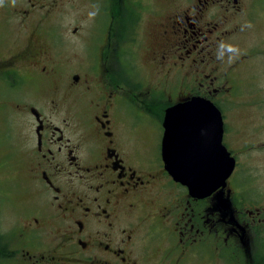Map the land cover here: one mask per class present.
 Returning <instances> with one entry per match:
<instances>
[{"label": "flooded vegetation", "instance_id": "1", "mask_svg": "<svg viewBox=\"0 0 264 264\" xmlns=\"http://www.w3.org/2000/svg\"><path fill=\"white\" fill-rule=\"evenodd\" d=\"M115 2L0 0L2 167L18 157L34 201L4 227L0 188V264H264V190L240 156L264 128L241 143L223 107L264 91L253 56L225 62L242 0ZM194 97L221 111L236 159L203 197L163 158L166 111Z\"/></svg>", "mask_w": 264, "mask_h": 264}, {"label": "rangeland", "instance_id": "2", "mask_svg": "<svg viewBox=\"0 0 264 264\" xmlns=\"http://www.w3.org/2000/svg\"><path fill=\"white\" fill-rule=\"evenodd\" d=\"M245 13L241 24V33L231 38L229 45L233 47L232 55L225 58V62L235 56L241 54H250L253 60L256 61L255 68L259 70L260 77L254 73L252 81L259 82V85L264 87V0H242ZM112 3H116L112 0ZM175 3L178 5L180 3ZM155 4H166V0H155ZM170 5H174L170 2ZM255 69V70H256ZM245 71V70H244ZM243 71V72H244ZM158 100H166V96L159 95ZM164 103L159 106L164 107ZM228 112V122L230 127H234L236 135H243L241 143L250 139L252 127L259 130L255 134H261L264 128V91H237L227 105H223ZM159 111V109H157ZM156 116V114H155ZM1 123V119H0ZM19 132L16 131L13 142H16ZM258 140V138H257ZM260 148V147H258ZM241 160L247 164L248 173L256 183H261L260 186L264 190V148L263 150L250 149L246 154L240 155ZM16 163L12 167L3 168L2 165L6 160L4 153H0V188H3L8 181L12 186V192L6 199V205L3 208V226L14 227L16 222L20 220L34 204L33 199L24 190L25 188V170L18 164V157L14 156ZM1 204H4L0 201Z\"/></svg>", "mask_w": 264, "mask_h": 264}, {"label": "water", "instance_id": "3", "mask_svg": "<svg viewBox=\"0 0 264 264\" xmlns=\"http://www.w3.org/2000/svg\"><path fill=\"white\" fill-rule=\"evenodd\" d=\"M164 126L163 157L167 171L177 182L187 186L194 197L225 186L236 159L222 144L223 116L212 102L194 97L175 105L166 111ZM210 126L214 127L212 135L206 131ZM214 159L212 168L208 164Z\"/></svg>", "mask_w": 264, "mask_h": 264}, {"label": "trees", "instance_id": "4", "mask_svg": "<svg viewBox=\"0 0 264 264\" xmlns=\"http://www.w3.org/2000/svg\"><path fill=\"white\" fill-rule=\"evenodd\" d=\"M3 259V254L1 253V249H0V260Z\"/></svg>", "mask_w": 264, "mask_h": 264}, {"label": "clouds", "instance_id": "5", "mask_svg": "<svg viewBox=\"0 0 264 264\" xmlns=\"http://www.w3.org/2000/svg\"><path fill=\"white\" fill-rule=\"evenodd\" d=\"M218 58H220V57L218 56Z\"/></svg>", "mask_w": 264, "mask_h": 264}]
</instances>
